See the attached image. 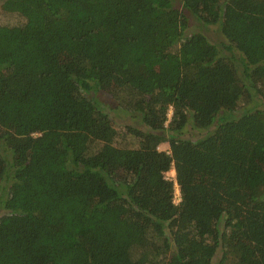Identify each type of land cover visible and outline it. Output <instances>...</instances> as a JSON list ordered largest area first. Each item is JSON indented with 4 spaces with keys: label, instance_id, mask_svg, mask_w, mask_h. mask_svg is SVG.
<instances>
[{
    "label": "trees",
    "instance_id": "16d2710c",
    "mask_svg": "<svg viewBox=\"0 0 264 264\" xmlns=\"http://www.w3.org/2000/svg\"><path fill=\"white\" fill-rule=\"evenodd\" d=\"M180 3L0 0V264H264V0Z\"/></svg>",
    "mask_w": 264,
    "mask_h": 264
},
{
    "label": "rangeland",
    "instance_id": "374dc122",
    "mask_svg": "<svg viewBox=\"0 0 264 264\" xmlns=\"http://www.w3.org/2000/svg\"><path fill=\"white\" fill-rule=\"evenodd\" d=\"M173 3L176 7H181V3L180 0H173ZM1 16V21L3 23H7V22H15L17 19L16 17H13V19H10L11 17H7L4 15H0ZM10 20V21H8ZM188 27L185 30V35L193 33V32H201L203 34H205L207 36V38L214 43L215 45H217L221 50L222 49V44L225 42L224 37L222 36V34L219 31L218 28V24H211V25H203L202 23H200L195 17H193L192 15L188 14ZM223 52L225 54H230L232 53L233 56L236 57L237 61H236V66L237 69L239 71V74L243 68V63L245 62L244 56L243 54L235 49V48H231L229 51L227 50H223ZM97 97L98 99L108 108V113L114 123L115 128H117V130L121 129L123 125L125 124H137V119H135V117L132 115V113L130 114L129 112L125 111L124 109L120 108L117 106L116 102L106 93L104 92H97ZM247 108V107H257V108H263L264 107V101H259L258 99H253L252 102H250L248 105H240V108ZM243 108V109H244ZM171 115V109L169 110L168 116L170 117ZM184 135L185 136H197L198 130H191L189 128V126H186V128L184 129ZM200 134V133H199ZM198 134V135H199ZM129 142L132 143L131 139H127ZM136 142V140H135ZM158 149L160 150H168V144L166 142L161 143L158 146ZM3 148H2V152H3ZM166 176L168 178H172L174 179V170L171 169L168 172H166ZM9 180L8 179H4L3 181H1L0 183V191L1 194L3 196H5V191H6V187L9 184ZM3 209L0 208V215L3 213Z\"/></svg>",
    "mask_w": 264,
    "mask_h": 264
},
{
    "label": "built area",
    "instance_id": "2783aa9c",
    "mask_svg": "<svg viewBox=\"0 0 264 264\" xmlns=\"http://www.w3.org/2000/svg\"><path fill=\"white\" fill-rule=\"evenodd\" d=\"M180 200H181V196H180L179 188L175 184V190H174L172 201L174 204H177V203H179Z\"/></svg>",
    "mask_w": 264,
    "mask_h": 264
}]
</instances>
